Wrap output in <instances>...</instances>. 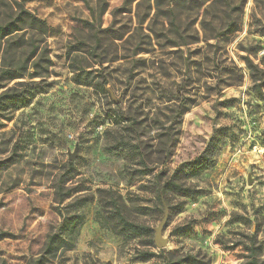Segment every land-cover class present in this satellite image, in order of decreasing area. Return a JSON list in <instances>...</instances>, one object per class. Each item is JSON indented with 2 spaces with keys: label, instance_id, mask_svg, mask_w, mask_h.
I'll return each instance as SVG.
<instances>
[{
  "label": "rangeland",
  "instance_id": "1",
  "mask_svg": "<svg viewBox=\"0 0 264 264\" xmlns=\"http://www.w3.org/2000/svg\"><path fill=\"white\" fill-rule=\"evenodd\" d=\"M10 22L0 264L264 262V0H0ZM29 59L46 77L11 81ZM112 200L150 233L123 232Z\"/></svg>",
  "mask_w": 264,
  "mask_h": 264
},
{
  "label": "trees",
  "instance_id": "2",
  "mask_svg": "<svg viewBox=\"0 0 264 264\" xmlns=\"http://www.w3.org/2000/svg\"><path fill=\"white\" fill-rule=\"evenodd\" d=\"M22 6V5H21ZM14 21L21 22L25 26H27L30 30L33 32H43L46 33L48 30V26L44 21H42L36 14L31 13L24 7H21L20 13L16 16ZM14 22L7 23L4 25L3 28H0V39H4V37H10L13 34L19 32L21 29H15L13 24ZM30 41H33L32 39ZM33 52H36L37 46L35 43H30ZM12 46V45H11ZM35 54V53H34ZM29 60L25 61H18V62H12L7 66L8 69L5 70L6 74H10L11 81L21 79L24 76H27L29 78H36V77H46L45 74L42 72L41 65L36 62L35 64L31 65V67L28 65L30 63ZM33 70V72H30ZM1 89V87H0ZM177 189L180 190L182 188L181 186H178V184L173 183ZM66 200V197L60 200V203ZM111 205H113L114 210L117 212V218L119 219V223L122 227H124L123 232H129L131 234H144L148 235L151 231V229L147 228L146 226H142L139 224H133L129 222L126 217L122 214V211H120L117 207H115L116 203L114 200L111 201ZM69 245L68 241L64 240L62 237L58 236L56 233L54 236H50L48 240L46 241V254L51 255L53 251H57V249L61 248L62 246L65 247V245ZM253 251V249H252ZM145 258V261L149 262L151 259L154 258V254H145L143 255ZM43 262L42 260L38 261V263ZM199 262L197 259L193 256H188L186 259L182 258L181 260L175 261L174 258L168 257L167 259H164V264H198ZM247 264H264V262L259 261L257 258L252 259V261H249Z\"/></svg>",
  "mask_w": 264,
  "mask_h": 264
},
{
  "label": "water",
  "instance_id": "3",
  "mask_svg": "<svg viewBox=\"0 0 264 264\" xmlns=\"http://www.w3.org/2000/svg\"><path fill=\"white\" fill-rule=\"evenodd\" d=\"M111 97H112V100L114 102L120 103V100L116 99L112 92H111ZM70 159L73 160L74 156L70 157ZM167 219H168V212L166 213V217H165L164 221L162 222V224L160 225V227L158 229H156L155 242H156L158 249H164L166 247V244H167V241H165L162 237V233L166 227L165 225H166Z\"/></svg>",
  "mask_w": 264,
  "mask_h": 264
}]
</instances>
